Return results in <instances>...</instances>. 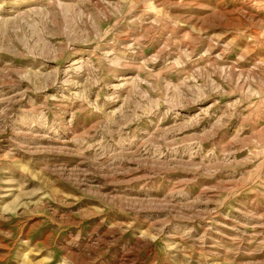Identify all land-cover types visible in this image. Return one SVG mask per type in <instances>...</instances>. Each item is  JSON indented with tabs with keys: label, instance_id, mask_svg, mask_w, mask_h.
<instances>
[{
	"label": "rangeland",
	"instance_id": "1",
	"mask_svg": "<svg viewBox=\"0 0 264 264\" xmlns=\"http://www.w3.org/2000/svg\"><path fill=\"white\" fill-rule=\"evenodd\" d=\"M0 264H264V0H0Z\"/></svg>",
	"mask_w": 264,
	"mask_h": 264
}]
</instances>
